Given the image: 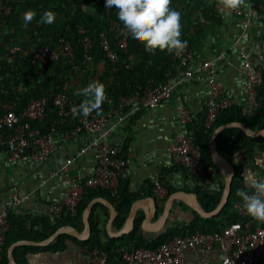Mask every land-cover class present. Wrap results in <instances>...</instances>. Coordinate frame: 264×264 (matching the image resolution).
<instances>
[{
  "label": "trees",
  "instance_id": "obj_1",
  "mask_svg": "<svg viewBox=\"0 0 264 264\" xmlns=\"http://www.w3.org/2000/svg\"><path fill=\"white\" fill-rule=\"evenodd\" d=\"M7 5L12 6V12L4 22H0V114L7 110H14L20 113L32 99L48 97V106L43 120L31 121L32 125L42 133L55 131L56 136L64 135L67 132H74L81 126V116L71 115L63 119L59 110L53 104V97L58 94H65L68 97L70 106L79 105L82 97H76L75 91L87 86V84L99 80L106 85L107 99L104 101L101 114L120 111L123 108L122 100L136 92L144 93L145 86L150 80L163 82L168 74L176 70L178 61L175 54L161 52L159 49L154 53L146 51L143 43L137 42L128 33V45L126 49L119 45V38L114 26L124 27L118 19V10L109 9L105 6L106 0H4ZM180 1V0H178ZM259 1L255 0L257 4ZM181 3V1H180ZM192 3V0H189ZM218 0L212 3L199 2L195 6L197 14V26L192 39L185 34L182 26V40L188 42V46L193 49L198 39L204 37V32L210 25L222 23V15L217 11ZM175 4L171 6L173 10L184 11ZM28 10H34L36 18L25 25L23 15ZM51 10L56 14L53 24L40 23L43 12ZM58 16V18H57ZM116 22V24H114ZM25 31H28L23 36ZM104 33L116 54L117 59H110L101 45V34ZM25 37H28L25 39ZM64 38L72 46L73 54L60 57L56 61L37 60L33 62L35 50L43 47H55L60 39ZM89 42L86 43L85 39ZM19 46L20 50L9 52L12 47ZM264 75V73H263ZM259 105L252 114L246 113L243 106L232 105L221 111L210 128L205 125L206 114L202 122L193 121L189 125V130L193 132L191 137L203 155V159L209 167L211 174L216 165L210 152V139L215 129L225 123L240 121L248 127L258 130L264 129V91L258 90ZM94 114L96 112L94 111ZM6 135V132H3ZM5 137V136H4ZM219 151L232 160L233 150L239 146L245 150L248 158H254L259 150L264 152V136L257 137L247 135L239 127H228L217 136ZM242 165L236 166V175L233 181L230 197L220 213L204 218L193 211V218L186 223H178L173 227L161 232L158 235H145L142 230L143 215L136 217L135 226L130 233L120 237H113L107 242L101 239L99 227V216L96 211L99 207H105L102 203L95 204L90 216L92 233L87 241H81L82 245L88 248L100 247L105 249L110 260H115V250L118 246L134 245L136 247L156 248L163 242L172 240L176 236L192 234L199 229L205 233L221 231L227 225L241 220V217L234 210V202L240 199L236 195L238 189H244L242 180ZM218 172V170H216ZM161 179L168 186L161 172ZM152 186V183H150ZM225 183H220L218 190H208L200 186L194 188L199 200L205 210H214L220 203ZM169 190V194H171ZM99 196L108 197L117 209V217L114 220V228L119 231L125 225L131 206L136 198L130 195L126 186H121L116 197L110 196L106 190L100 188L85 187L77 207V213L72 216L67 209L62 212L63 222L82 230L83 213L88 203ZM183 209L189 206L183 202ZM11 208V207H9ZM108 209V208H107ZM163 207L158 209V214ZM10 228L7 231L6 244L3 250V257L0 264H9L7 250L9 246L21 239L28 238L23 231L25 221L15 218L10 210ZM42 219L32 220L33 224L43 223ZM58 226H54L51 231L40 237L43 240L53 232ZM63 234L57 237V242ZM56 242V243H57ZM55 244V243H54ZM53 244V246H54ZM52 247V244L49 245ZM48 247V248H49ZM57 247V246H56ZM27 246H17L14 249V256L18 259V252Z\"/></svg>",
  "mask_w": 264,
  "mask_h": 264
},
{
  "label": "crops",
  "instance_id": "obj_2",
  "mask_svg": "<svg viewBox=\"0 0 264 264\" xmlns=\"http://www.w3.org/2000/svg\"><path fill=\"white\" fill-rule=\"evenodd\" d=\"M180 1L185 8L184 11H180L181 24L185 29V34L192 39L195 33L194 28L198 24V16L194 11L196 4L200 1L212 3L215 0H192V3H189V0ZM180 1L172 0L171 6L177 4L178 8H181ZM258 1L256 4L255 0H246L249 7L230 11L224 10L218 3L216 8L222 15V23L210 25L204 32V37L198 39L192 49L194 56L190 64L193 67L206 59H215L221 53H225L224 59L215 61L213 69L216 79L223 86V95L231 98L233 105L237 106L247 104L250 97L241 64L242 50H245L253 59L258 58L264 52V20L253 13L256 10L259 14H264V0ZM27 33L28 31H25L23 36ZM25 39L28 41V37ZM181 71L180 66H177L176 70L170 73H177L180 76ZM209 78L206 71L197 73L191 78L184 79L176 87L172 96L163 100L154 110L143 109L132 118L122 121L119 116L120 111L112 110L108 112L107 121L101 125V127H111L110 141L121 147L127 158V166L119 175L121 186H126L129 194L133 195L136 200L144 198L143 207L147 209L152 206L150 196L156 197L157 213L153 221L161 216L172 193L181 189L187 191L194 189L193 182L188 178L185 169L174 159L170 146L178 133L183 131L190 135L193 133L189 130L188 124H192L193 121L202 122L212 96ZM95 134V132L79 130L71 138L57 136L56 156L45 162L21 161L17 163L0 152L2 158L0 209L4 206L11 207L15 218L26 222L23 231L28 238L24 240L42 242L48 237L43 240L39 238L51 231L54 226H58L57 229L67 226L79 232L84 230V219L82 230L63 222V211L57 207L59 201L67 195L66 174L57 176L52 174L59 169L64 160L71 157L74 160L68 174L73 179L80 180L91 174L97 163V148L94 147L82 154H79V151L93 140ZM231 161L236 166L244 167L242 180L245 191L253 190L247 184L246 173H252L257 178L264 177V152L258 150L254 158H248L245 150L236 146ZM161 172L165 173L164 177L168 184L166 186L168 194L165 198L159 197L150 186L154 176ZM212 173L213 180L208 190H218L220 183H225V176L217 167L212 169ZM43 180H45L44 183ZM14 194L19 197V203H14ZM182 202L187 205L183 200L175 199L162 231H145L144 234L155 236L181 221L182 223L189 222L194 216L193 210L190 206L188 209H183ZM98 203L104 204L103 202ZM104 205L108 209L99 207L96 213L99 216L101 239L107 242L113 237L120 236H115L118 231L114 228V221H110L111 209L106 204ZM161 207L163 210L158 214V209ZM139 215H143L144 220V208L138 210L137 216ZM34 219H42L44 222L33 224ZM71 231L73 232V229ZM61 234L63 236L57 242V237ZM81 241L83 240L72 234L61 232L48 244L17 245H25L28 249L22 248L18 252L19 258L15 256L14 258L17 264H85L86 247ZM50 244L52 247H49ZM195 253L198 257L215 263L220 261L222 255L219 248L210 252L189 250L188 259L194 260Z\"/></svg>",
  "mask_w": 264,
  "mask_h": 264
},
{
  "label": "built area",
  "instance_id": "obj_3",
  "mask_svg": "<svg viewBox=\"0 0 264 264\" xmlns=\"http://www.w3.org/2000/svg\"><path fill=\"white\" fill-rule=\"evenodd\" d=\"M11 12L12 6L7 5L4 0H0V22H4ZM253 13L264 20V14H259L256 10ZM114 28L118 33L119 45L126 49L129 32L124 27L114 26ZM85 41L88 43L89 39L86 38ZM101 45L106 55L115 61L118 55L104 33L101 34ZM17 50H20L19 46L12 47L9 52ZM72 54L73 49L69 41L61 38L55 47H43L35 50L33 62L37 60L56 61L62 56ZM193 56V50L187 46L181 55H175L178 66L182 70L180 76L177 73H169L163 82L150 80L145 86L144 93L136 92L123 98L120 120H128L143 109L154 110L163 100L172 96L176 87L184 79L206 71L210 77L212 96L206 110L205 125L210 128L219 113L233 105L231 98L223 95V86L216 79L213 69L215 61L224 59L225 53H221L215 59H206L195 67L190 64ZM241 64L250 94L249 102L243 106V110L252 114L259 105L258 90L264 91V52L258 58L253 59L245 50H242ZM53 104L64 120L75 115V107L69 105L68 97L65 94H56L53 97ZM47 106L48 97L44 96L32 99L20 113L7 110L0 114V152L17 163L21 161L45 162L54 158L56 156V132L42 133L31 123L34 120L44 119ZM108 115L109 113L95 115L94 112L88 116L82 115L81 126L78 130L67 132L63 136L60 135L71 138L79 130L96 133L93 140L79 151V154H82L94 147L97 148V163L91 174L80 180L73 179L68 174L69 168L73 164V157L64 160L59 169L52 174L53 176L66 174L67 195L59 201L57 209L61 211L67 209L72 216L77 213V207L85 187L106 190L113 197L119 195V175L128 162L121 147L113 144L109 139L111 127H101L107 121ZM3 132H6V135H3ZM170 150L174 159L185 169L188 178L193 182V188L200 186L208 189L213 175L203 159L201 149L195 145L191 135L185 131L178 133ZM1 161L0 157V164ZM44 182L45 180H43ZM152 187L159 197L167 196L168 188L161 179V173L154 176ZM13 201L15 204L20 201L16 194L13 196ZM233 207L241 220L227 225L221 231L205 233L196 229L192 234L176 236L156 248L134 245L118 246L115 250V260H110L108 252L103 248L86 247L85 264H264V223L255 220L246 212L241 198L234 202ZM10 210L6 206L0 209V261L3 257L2 252L6 244L7 231L10 228ZM218 248L222 255L217 263L200 258L196 253L194 260H189L187 257L189 250L210 252Z\"/></svg>",
  "mask_w": 264,
  "mask_h": 264
},
{
  "label": "clouds",
  "instance_id": "obj_4",
  "mask_svg": "<svg viewBox=\"0 0 264 264\" xmlns=\"http://www.w3.org/2000/svg\"><path fill=\"white\" fill-rule=\"evenodd\" d=\"M225 10H238L249 7L246 0H218ZM172 0H106L105 6L118 10V19L131 34L135 41L143 43L146 51L154 53L159 49L168 54L181 55L188 46L182 40L181 12L173 10ZM34 10H28L23 15L25 25L36 18ZM55 12H43L40 23L53 24ZM76 97L82 101L74 109V114L84 116L96 112L101 114L104 101L107 99L106 85L99 80L75 91ZM238 155V153H237ZM247 184L253 191L238 189L236 195L243 201L246 212L255 220L264 223V177L257 178L252 173H246Z\"/></svg>",
  "mask_w": 264,
  "mask_h": 264
},
{
  "label": "water",
  "instance_id": "obj_5",
  "mask_svg": "<svg viewBox=\"0 0 264 264\" xmlns=\"http://www.w3.org/2000/svg\"><path fill=\"white\" fill-rule=\"evenodd\" d=\"M228 127H239L249 136H253V137H257L260 135L264 136V129L254 130L240 121L228 122V123L218 126L215 129V131L213 132L211 136L210 143H209L210 152H211L212 159L217 169H219L220 172H222L223 175L225 176V188H224L220 203L214 210H211V211L205 210L199 200L198 194L195 191H187V190L181 189L170 195L169 199L167 200L165 204L163 213L156 221H153L152 219L157 213V203H156V197L154 195H151L150 199L152 200V206H150L148 209L147 207H143V201L145 200L144 198L137 199L133 202L130 212L127 216L124 227L118 232H116L115 236H122L124 234L130 233L133 230L135 226V220L137 217V213L140 208H144L145 210V218L142 222V229L144 230V232L145 231L146 232L162 231L164 223L167 220V217L171 211V208L173 206L175 199L183 200L188 206L191 207L193 211L197 212L200 216L204 218H211L217 215L218 213H220L229 200L233 181L236 175V165L226 155L222 154L219 151L218 145H217L218 134ZM98 202H103L111 209L110 221L113 222L118 214L116 207L113 205V203L108 197H103V196L96 197L88 203V205L86 206L84 210L83 219H84L85 227L83 231L79 232L75 230L74 228H67L66 226V227H60L52 235H50L47 239H45L42 242L28 241L24 239L18 240L12 243L8 248L9 264H17L14 258L13 251H14V248L19 244H30V243L48 244L49 242H51V240H53V238H55L61 232H67L69 234H72L78 237L80 240L86 241L92 233V228L90 224V216L92 214L95 204ZM72 229H73V232L71 231Z\"/></svg>",
  "mask_w": 264,
  "mask_h": 264
},
{
  "label": "rangeland",
  "instance_id": "obj_6",
  "mask_svg": "<svg viewBox=\"0 0 264 264\" xmlns=\"http://www.w3.org/2000/svg\"><path fill=\"white\" fill-rule=\"evenodd\" d=\"M180 223H182V221Z\"/></svg>",
  "mask_w": 264,
  "mask_h": 264
}]
</instances>
